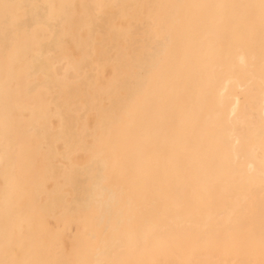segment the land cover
Instances as JSON below:
<instances>
[{
	"label": "bare ground",
	"instance_id": "bare-ground-1",
	"mask_svg": "<svg viewBox=\"0 0 264 264\" xmlns=\"http://www.w3.org/2000/svg\"><path fill=\"white\" fill-rule=\"evenodd\" d=\"M3 159L0 264H264V0H0Z\"/></svg>",
	"mask_w": 264,
	"mask_h": 264
},
{
	"label": "rangeland",
	"instance_id": "rangeland-1",
	"mask_svg": "<svg viewBox=\"0 0 264 264\" xmlns=\"http://www.w3.org/2000/svg\"><path fill=\"white\" fill-rule=\"evenodd\" d=\"M108 13H110V11H108ZM107 69H108V68H107ZM107 71H109V69H108ZM45 96H46V95H45ZM24 114L27 116V115L29 114V112L26 111ZM55 122H56V120H55ZM59 148H62V145H61V144H59ZM3 162H4V163H3ZM6 162H7V159H3V161H1L2 164H0V171H1L2 167L4 166V164H5ZM4 182H5V181H4V179H3V176H1V173H0V185H3ZM50 185H51V184H50ZM22 202H24V199H22ZM37 224H38V222H36V223L34 222V225L32 226V228H33V227L36 228V227H37V226H36ZM22 226H23L22 229H23V230L25 229V230L23 231V233L27 234V232H28V231H27V230H28V224L26 223L25 225H22ZM76 229H77V228H76V225H74L73 228L70 229V231H68V230H69V229H68V230H66L65 232H63V234L61 235V237H62L61 240H62V242H63V244H64V247H65V249H66V251H67L68 254L72 253L71 251H72V249H74V247L78 249V248H79L78 246H80V245H78V244L80 243L79 239H76V238L74 239V236H73V234H72L73 231H76ZM15 231L18 232L19 230L15 228ZM50 239H51L50 235L44 234V235L42 236V241H43V240L45 241L46 246L48 245L47 247H48V249H50V250H49L50 253L53 254V252H54V251H53L54 247L52 246L51 243H50L51 245L49 244V241L51 242ZM73 239H74V240H73ZM69 240H70V241H69ZM25 241H27V240H25ZM25 241H24V242H25ZM44 241H43V243H44ZM25 243H26V245H28L30 242H25ZM16 252H17V251H16ZM17 255L20 257V256L22 255V251H21V250L18 251V252H17ZM70 257H72V256H70ZM70 257H69V259H70L71 262L68 263V264H73L72 261H73L74 259H73V258H70ZM72 259H73V260H72ZM53 264H54V263H53ZM55 264H57V263H55Z\"/></svg>",
	"mask_w": 264,
	"mask_h": 264
}]
</instances>
